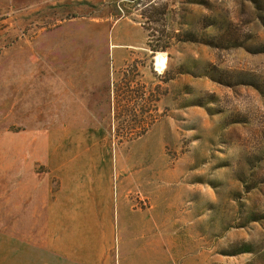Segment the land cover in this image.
Returning <instances> with one entry per match:
<instances>
[{"label":"rangeland","instance_id":"1","mask_svg":"<svg viewBox=\"0 0 264 264\" xmlns=\"http://www.w3.org/2000/svg\"><path fill=\"white\" fill-rule=\"evenodd\" d=\"M75 180L107 264H264V0H0V264L93 242Z\"/></svg>","mask_w":264,"mask_h":264},{"label":"crops","instance_id":"2","mask_svg":"<svg viewBox=\"0 0 264 264\" xmlns=\"http://www.w3.org/2000/svg\"><path fill=\"white\" fill-rule=\"evenodd\" d=\"M118 45H113V48H116ZM131 46V45H130ZM115 62L117 65L124 64L128 58L130 57V52H120V54L117 55L116 53ZM70 84V82H69ZM72 94L69 95L71 98ZM76 96L73 95V99ZM66 104V103H64ZM70 104V103H68ZM63 135H66L67 133L63 131ZM66 137V136H64ZM110 174L107 176L110 178L109 181L112 182V186L114 184L113 179V173L114 170L110 168ZM66 194L68 196V200H61V197L57 198V201L52 203L49 206L48 210V218L49 219H65V218H77V219H86L88 220L89 227L87 234L91 235L93 234L94 239L93 242H85L83 239L79 238L77 236V249L73 247H65L61 248L59 247L56 251L60 255H63V259L59 260L60 263L63 264H107V260L104 258L106 248L104 246V243L99 241V234L104 235L105 231H103L101 227V221H99V218H102L105 216L106 219L114 218V214L111 211V208L113 207L112 204H108V200H106L99 190L94 185L87 186H80L78 182L72 181L67 187H66ZM104 195V192H103ZM71 198V200H69ZM70 202V207L67 206V202ZM104 202L106 205H104ZM71 204H73V207L71 209ZM104 209L106 211L105 215L99 214V210ZM111 221V219L109 220ZM57 223V221L55 222ZM87 223V225H88ZM86 225V226H87ZM112 230V229H111ZM112 233V231H111ZM56 234H60V232H57ZM79 232L77 231V235ZM84 241V242H83ZM99 242V243H98ZM62 246V245H58ZM70 246V245H66Z\"/></svg>","mask_w":264,"mask_h":264},{"label":"bare ground","instance_id":"3","mask_svg":"<svg viewBox=\"0 0 264 264\" xmlns=\"http://www.w3.org/2000/svg\"><path fill=\"white\" fill-rule=\"evenodd\" d=\"M160 68L165 69L167 67V57L164 52H160L157 56Z\"/></svg>","mask_w":264,"mask_h":264},{"label":"trees","instance_id":"4","mask_svg":"<svg viewBox=\"0 0 264 264\" xmlns=\"http://www.w3.org/2000/svg\"><path fill=\"white\" fill-rule=\"evenodd\" d=\"M150 128H151V124H148L147 127H146V125H145V130H144V131L147 132V131L150 130Z\"/></svg>","mask_w":264,"mask_h":264}]
</instances>
